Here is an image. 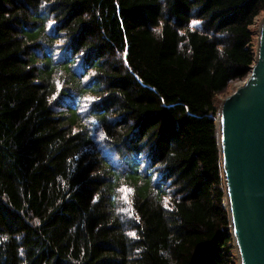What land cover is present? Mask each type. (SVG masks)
Returning a JSON list of instances; mask_svg holds the SVG:
<instances>
[{
    "label": "trees",
    "instance_id": "trees-1",
    "mask_svg": "<svg viewBox=\"0 0 264 264\" xmlns=\"http://www.w3.org/2000/svg\"><path fill=\"white\" fill-rule=\"evenodd\" d=\"M262 12L0 0V264H235L216 97Z\"/></svg>",
    "mask_w": 264,
    "mask_h": 264
},
{
    "label": "water",
    "instance_id": "water-1",
    "mask_svg": "<svg viewBox=\"0 0 264 264\" xmlns=\"http://www.w3.org/2000/svg\"><path fill=\"white\" fill-rule=\"evenodd\" d=\"M245 82L217 112V143L238 264H264V14Z\"/></svg>",
    "mask_w": 264,
    "mask_h": 264
},
{
    "label": "rangeland",
    "instance_id": "rangeland-1",
    "mask_svg": "<svg viewBox=\"0 0 264 264\" xmlns=\"http://www.w3.org/2000/svg\"><path fill=\"white\" fill-rule=\"evenodd\" d=\"M263 14H264V12H262V13H260V14H258L255 18H254V21H253V25H252V27H251V30H252V34H253V44H254V49H255V44H256V41H255V39H256V37H257V33H258V28L257 27H259L258 25H259V23H260V20H261V17L263 16ZM247 76H248V74H247ZM246 76V77H247ZM246 77H244L242 80H237V81H233V82H231L229 85H228V87L224 90V91H222V93L221 94H219L217 97H216V102H218V104H217V106L219 107V104H220V102L223 100V99H225L227 96H229L230 94H232L233 93V91H235L236 90V88L239 86V85H241L242 83H244L245 82V78ZM217 117V116H216ZM95 141H100L101 140V138H100V136L98 135V133L97 132H95ZM98 147H101V143H97V147L96 148H98ZM109 156H111L110 157V160H114V159H116V156L115 155H112V154H110L109 153ZM129 190L127 189V188H121V196H122V198L123 199H125V204L124 205H122V212H123V214H125V215H129V213H130V206H129V204H128V202L126 201V199L128 198L127 196H129ZM231 255H233L234 256V258H235V260H234V263L235 264H238V261H237V254H236V251H235V249L233 248L232 249V254Z\"/></svg>",
    "mask_w": 264,
    "mask_h": 264
},
{
    "label": "snow or ice",
    "instance_id": "snow-or-ice-1",
    "mask_svg": "<svg viewBox=\"0 0 264 264\" xmlns=\"http://www.w3.org/2000/svg\"><path fill=\"white\" fill-rule=\"evenodd\" d=\"M193 23L195 24V23H198L197 21H193ZM132 235H134V234H132Z\"/></svg>",
    "mask_w": 264,
    "mask_h": 264
}]
</instances>
